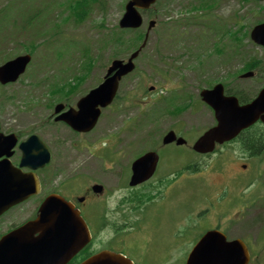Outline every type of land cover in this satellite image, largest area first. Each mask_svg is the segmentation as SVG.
Masks as SVG:
<instances>
[{
  "label": "rangeland",
  "instance_id": "obj_1",
  "mask_svg": "<svg viewBox=\"0 0 264 264\" xmlns=\"http://www.w3.org/2000/svg\"><path fill=\"white\" fill-rule=\"evenodd\" d=\"M67 1L0 0V8L4 4L11 7V17L6 15L8 17L0 18V64L8 55L11 58L24 53L27 38L31 39L30 32L21 34L12 26L11 18L16 11L28 4L39 6V22L47 25L39 39L40 43L35 45L33 62L28 64L26 73L19 78L21 83L17 80L0 87V129H35L51 144L53 160L50 163L54 162L50 168L56 167L57 172L46 186H57L70 175L88 176V173L93 181L115 184L116 178L111 171L117 174L121 170L122 175L126 174V165L139 152L154 148L155 139L160 138L169 128L182 129L185 133L182 135L190 143L214 123L213 112L198 101L199 90L203 87L216 81L226 82L232 90L242 88L250 95H255L261 87L264 49L250 40L248 29L256 20H264V0H212L213 4L209 5L197 4L198 0H157L154 7H151L154 11L151 17L157 20V25L150 30L147 45L135 60L136 69L120 81L117 100L111 109L103 110L96 129L84 134L83 138L80 133L73 134L66 126H51L46 118L52 109L43 106L46 99L47 105H50L49 100L55 96L68 98L61 99V102L65 106L74 107L84 91L98 84L111 59L125 58L130 52L113 47L107 40L116 30L126 0H98L104 8H99L97 3L83 16L82 6L73 5L72 9H67ZM192 5H196L194 9H190ZM143 16H147V12ZM146 21L147 18H144L139 32L145 31ZM164 24H169V27L165 29ZM241 27L244 28L242 32H245H239ZM226 29L230 32L238 31L239 35H224ZM171 33L173 36H169ZM235 37V40L231 39ZM160 39L164 43V47L159 48L162 49L161 54L156 49ZM31 44V41L27 43L29 49L32 48ZM121 45L131 47L125 42ZM234 50H239V53ZM253 58L261 61L258 66L260 70L253 69L256 71L253 77L238 78L237 70L240 71L244 62ZM70 67L71 73L77 72L76 75L69 73ZM52 68H59L60 73ZM50 78L53 86L48 93L47 81ZM32 82L35 85H30ZM150 85L154 86L152 90L148 89ZM156 85L157 91L165 97L159 92L153 94L148 101L155 102L152 100L155 98L158 101L155 104L146 103L145 114H142L140 111L143 109L141 104L145 103L144 97L156 91ZM173 93L177 94L174 96L176 105L183 101L190 105L177 115H170L169 112L175 107L171 103L170 95ZM12 94L14 97L10 98ZM124 95L123 102L121 98ZM34 102H38V106L33 105ZM152 105L162 111L151 112ZM169 107L167 112L163 110ZM182 109L183 106L177 110ZM133 117L135 119H131ZM134 127L135 131L132 129ZM116 135L117 148L120 149L114 146ZM159 150L162 166L168 163L172 175L167 180L166 200L161 199L153 207L142 211L144 218L141 222L146 221L144 231H138L140 227L136 226L137 233H142L141 236L146 233L148 237L138 245H122L124 243L121 241L119 245L115 241L112 246L114 250L124 252L134 264H184L189 250L205 231L234 222L238 215L235 208L241 205L242 197L246 195L244 181H234L220 191L216 189L215 183L220 182L214 179L215 176L211 178L208 175L209 170L218 166L216 155L205 160L203 155L190 148L175 146L173 143L162 144ZM111 161H119L120 164H111ZM186 164L189 167L183 169ZM87 181L80 179L83 183ZM116 196L114 194L113 199L107 201V207L116 203ZM34 203L28 201L25 211L29 214L33 213ZM134 212L129 208L119 214L105 212L107 222L119 224L120 240L124 235L125 241H135L130 229L137 217ZM21 217L16 209L9 211L5 218L9 221ZM224 225H221V229L225 231ZM245 225L241 222L238 226L229 227V236L245 235L240 234L249 230L245 229ZM107 226L99 237L112 240L115 228ZM249 233L253 237L259 234L255 228ZM261 255L255 256L251 264H264V255L262 258Z\"/></svg>",
  "mask_w": 264,
  "mask_h": 264
},
{
  "label": "water",
  "instance_id": "obj_2",
  "mask_svg": "<svg viewBox=\"0 0 264 264\" xmlns=\"http://www.w3.org/2000/svg\"><path fill=\"white\" fill-rule=\"evenodd\" d=\"M154 1L129 0L125 5V12L119 21L120 26H139L142 19L137 11L138 8H147ZM154 23V20L149 21L148 29ZM251 37L256 42L264 45V24L256 26L251 32ZM138 52L139 50L132 53L125 64L121 60L112 61L105 80L78 101L79 111L77 116H72V110H70L59 118L66 120L78 130L91 128L100 112L98 105L105 106L112 100L118 86V80L123 74L133 69L132 59L137 56ZM28 60V55L17 56L2 64L0 66V82L14 81L23 72ZM115 69L116 72L109 76L111 71ZM201 94L205 100L212 103L218 123L194 143L193 148L199 152L212 150L216 140L221 142L224 139H228L238 130L247 126L251 119H254L256 111L264 107V90L260 92V95L250 105L244 106H238L237 100L233 97H222L220 86H216L212 90H203ZM214 94L215 96H213ZM60 108L61 106L58 105L56 111ZM14 138V135L0 133V151L11 147ZM174 138L175 135L171 131L164 136L163 141L167 143ZM183 142V139L177 140V143ZM21 148L23 152L21 164L36 168L49 159L45 146L34 135L22 143ZM156 159V154L151 152L135 160L132 165L133 174L130 184H136L144 179L143 177L150 176L153 171L151 164ZM146 171V176H143ZM15 176L16 172L11 170V167L6 162H0V213L8 207L9 203H14L23 199L26 195L37 192V189L34 190L36 183L35 181L32 183L31 179H29L30 183L25 185L18 184L16 181L6 183L10 177ZM21 188L23 189L22 193ZM96 189L98 190L99 187ZM3 202H5L4 206L2 205ZM37 231L39 236L33 238L32 234ZM87 240V231L78 213L60 196L50 195L42 202L37 220L26 224L23 228L6 235L0 240V264H29L28 257H30L31 253L35 255L38 253L39 264H63ZM247 260L248 255L241 241L226 242L225 237L221 233L208 231L195 244L187 258L186 264H246ZM80 264L133 263L121 253L102 250Z\"/></svg>",
  "mask_w": 264,
  "mask_h": 264
},
{
  "label": "flooded vegetation",
  "instance_id": "obj_3",
  "mask_svg": "<svg viewBox=\"0 0 264 264\" xmlns=\"http://www.w3.org/2000/svg\"><path fill=\"white\" fill-rule=\"evenodd\" d=\"M67 108H69V106ZM47 116L48 118H46V120L51 122V126H61V124H64V126L68 128V126L64 122L56 120L57 115L54 114V111L52 112V114H48ZM0 131H2L5 135H15V140L12 143L13 145L5 150L6 152H8V155H0V161L2 159H7L8 162L13 165V167H15L16 169H20L23 173H29L30 169L26 166L20 165L22 151L19 145L21 142L25 141L30 134H37L38 137H40V139H42L43 142L46 143L50 151H52L50 142L45 140V136L43 134L36 133L35 129H30L27 131L16 128H4V130ZM240 142L242 144L237 143L231 146L229 159L224 160L219 167L224 171L222 173H219L217 178L218 180H236L237 178H245V180L248 182L247 188L249 190L247 196L244 199L245 214L248 218L247 229L249 230L247 232H252V230L255 228V230L261 234V237L259 241L248 240L247 242L250 248H254V246H257L261 249H264V121L257 120L255 123H253L246 130L245 135L240 140ZM156 152L158 154V161L155 166L154 172L149 179L134 187H130L128 183L132 175L131 168H127L126 174L124 175H122L121 170L119 172L118 170H115L118 173H113V176H115L116 178V182L113 188L108 187V184L101 183L102 188L100 192H95L93 190L92 185L94 183L90 180V182H82V185L76 186L74 184L77 179L75 175H73L72 178L71 176L64 178L60 182V184H58V186L48 189L49 191L47 192L44 191L43 185H47L53 180V177L57 172L56 167L51 169L50 166H48V163L42 168L33 170V172L36 173L38 181L40 183V192L10 206L6 211L0 214V237L5 233L21 226L29 219L34 218L37 215L39 204L44 199V197L50 193H58L62 195L66 200L70 201L73 204L74 208L78 209L79 213L86 221L92 235L93 233L100 231L107 225L113 226L116 224L114 222H111L110 224L109 222H106L105 212L119 214L128 210V208L135 211L134 213L137 215L135 221L133 222L135 223L134 226H139L140 228L142 227L143 229H145L146 221L144 220L143 223L141 222L144 216L141 214V208L138 207L140 204L139 201H141L142 197L147 194V192L152 188L155 190L152 193V198L145 201L149 202L148 205H145V209L153 207L156 202L161 199L166 200L167 180L170 178L172 172V169H170L171 166L168 163L164 167L162 166L160 150L158 149L156 150ZM235 166H237V169L235 168ZM225 172H227L226 175ZM14 178L17 179V177ZM8 180L6 181V183L8 182ZM95 183L99 182L95 181ZM223 189L224 188H222V190ZM114 194H117L116 203L110 207H107V201H111ZM139 197H141V199ZM145 198L146 197H144V199ZM33 199H36L37 203L32 209L33 213L29 214L27 211H25L27 209L26 206H28V201ZM16 209L22 215L21 219H11L9 221L6 220V214L11 210ZM221 225L224 224H220V226L214 227L222 230ZM227 226L228 225H224V229H227ZM230 227H233V225H230ZM141 234L142 233L134 232V240L138 242L145 237L144 233L143 236H141ZM146 237H148V235ZM97 246H99L98 243L96 247ZM100 248H96L95 250H98ZM82 253L83 251L79 252V254ZM84 257L80 260L84 259ZM71 262L74 261L72 260Z\"/></svg>",
  "mask_w": 264,
  "mask_h": 264
},
{
  "label": "trees",
  "instance_id": "obj_4",
  "mask_svg": "<svg viewBox=\"0 0 264 264\" xmlns=\"http://www.w3.org/2000/svg\"><path fill=\"white\" fill-rule=\"evenodd\" d=\"M96 0H76L74 4L67 3L68 9H72V6L75 5V7L82 6V12L81 16H83L86 11L90 10V8L93 7V5L97 4ZM207 1L204 0L203 3H206ZM83 4V5H82ZM11 7L9 5H3L0 8V18L2 19L6 15H10L9 13ZM30 10H33L32 13H30ZM41 8L39 6H32L31 4H28L27 7L18 10L15 12V16H13L12 19V26L21 34H27V32H30V38L35 39L41 33H44L45 23L40 24L39 22V14H40ZM8 17V16H6ZM27 31V32H26ZM130 31L131 36H126L125 32ZM138 38H140L139 32L136 30H121L118 29L114 35H110L108 38V42L112 43L114 46H120L122 41L123 43H127L132 45H136L138 42ZM2 55V54H1Z\"/></svg>",
  "mask_w": 264,
  "mask_h": 264
}]
</instances>
